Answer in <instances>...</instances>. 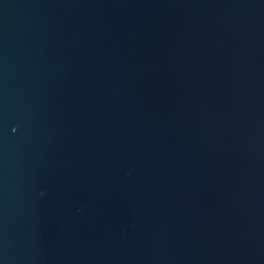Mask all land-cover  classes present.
<instances>
[{
  "label": "water",
  "instance_id": "95a60500",
  "mask_svg": "<svg viewBox=\"0 0 264 264\" xmlns=\"http://www.w3.org/2000/svg\"><path fill=\"white\" fill-rule=\"evenodd\" d=\"M0 264H264V0H0Z\"/></svg>",
  "mask_w": 264,
  "mask_h": 264
}]
</instances>
